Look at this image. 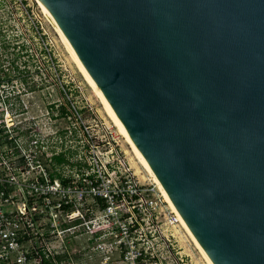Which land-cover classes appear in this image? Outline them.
Returning a JSON list of instances; mask_svg holds the SVG:
<instances>
[{
    "label": "water",
    "instance_id": "obj_1",
    "mask_svg": "<svg viewBox=\"0 0 264 264\" xmlns=\"http://www.w3.org/2000/svg\"><path fill=\"white\" fill-rule=\"evenodd\" d=\"M211 264H264V0H37Z\"/></svg>",
    "mask_w": 264,
    "mask_h": 264
},
{
    "label": "built area",
    "instance_id": "obj_2",
    "mask_svg": "<svg viewBox=\"0 0 264 264\" xmlns=\"http://www.w3.org/2000/svg\"><path fill=\"white\" fill-rule=\"evenodd\" d=\"M68 111L7 136L17 122L0 105V264H192L176 213L139 183L111 126Z\"/></svg>",
    "mask_w": 264,
    "mask_h": 264
},
{
    "label": "rangeland",
    "instance_id": "obj_3",
    "mask_svg": "<svg viewBox=\"0 0 264 264\" xmlns=\"http://www.w3.org/2000/svg\"><path fill=\"white\" fill-rule=\"evenodd\" d=\"M44 15L34 0H0V76L4 77L0 82V105L9 110L17 122L7 136L20 134L28 120L40 125L48 121V117L56 119L59 124L73 121L68 109L75 106L82 121L92 123L93 120H100L111 126L118 150L139 183L155 189L157 184L143 167L133 146L121 136L97 93ZM24 131L21 134L27 137ZM98 146V151L107 150L101 144ZM77 148L78 152L85 149L82 142ZM72 155L67 151L66 159L74 160ZM157 188L155 191L162 194L165 203L175 213L165 193ZM178 221L180 241L184 247L182 251L189 254L191 263L211 264L199 247L196 248L195 240L179 218Z\"/></svg>",
    "mask_w": 264,
    "mask_h": 264
},
{
    "label": "bare ground",
    "instance_id": "obj_4",
    "mask_svg": "<svg viewBox=\"0 0 264 264\" xmlns=\"http://www.w3.org/2000/svg\"><path fill=\"white\" fill-rule=\"evenodd\" d=\"M36 1L40 8L43 10V12L46 14L44 16H46V18L49 20L50 24L55 28V30L58 32V35L60 36V38L62 39V41L65 43V45L67 46L69 52L71 53V55L73 56V59L75 61V63L77 64V66L80 68L81 72L85 75V77L87 78L88 82L90 83V85L93 87V89L95 90V92L97 93V96L100 98L101 102L104 104L105 108L107 109L109 115L111 116V118L113 119L114 123L117 126V129L119 130L121 136L126 140V142L133 148L135 154L137 155L138 159L141 161V163L143 164V167H145L146 171L148 172V174L151 175L154 184H157L156 188L158 187L162 193L164 192V190L162 189V187L160 186V184L158 183L157 179L155 178V176L153 175V173L151 172L150 168L148 167L147 163L145 162V160L142 158V156L139 154V152L137 151V149L135 148L134 144L132 143V141L130 140L129 136L127 135L125 129L123 128V126L121 125V123L119 122V120L116 118L115 114L113 113V111L111 110V108L109 107L108 103L106 102V100L104 99L102 93L99 91V89L96 87V85L94 84V82L91 80V78L88 76V74L86 73V71L84 70V68L82 67L81 63L79 62L78 58L76 57L74 51L71 49L70 45L68 44V42L66 41L65 37L63 36V34L61 33L60 29L58 28V26L56 25V23L54 22V20L52 19V17L49 15V13L42 7V5L37 1ZM46 19V20H47ZM115 126V127H116ZM157 188V189H158ZM165 193V192H164ZM163 193V194H164ZM162 195V194H161ZM165 198L168 199L166 193L164 194ZM164 202L165 199L162 196ZM168 201H170L168 199ZM171 203V202H170ZM172 205V204H171ZM169 207V206H168ZM173 207V205H172ZM170 208V207H169ZM176 215L178 216V218L180 219V221L183 223V225L185 226V228L187 229V231L189 232L188 228L186 227V225L184 224V222L182 221V219L180 218V216L178 215V213L176 212L175 208L173 207ZM190 233V232H189ZM191 234V233H190ZM192 236V235H191ZM193 237V236H192ZM194 239V238H193ZM192 239L193 243L194 240ZM196 242V241H195ZM194 245L196 246V248L199 247V245L196 243H194ZM198 245V246H197ZM199 249L201 250V252L203 253V255L205 256L206 260L208 263H210V261H208L209 259L206 257V255L204 254V252L202 251V249L199 247Z\"/></svg>",
    "mask_w": 264,
    "mask_h": 264
},
{
    "label": "trees",
    "instance_id": "obj_5",
    "mask_svg": "<svg viewBox=\"0 0 264 264\" xmlns=\"http://www.w3.org/2000/svg\"><path fill=\"white\" fill-rule=\"evenodd\" d=\"M55 161H56L57 163H61V162L65 161V160H64L63 157H58V158H55Z\"/></svg>",
    "mask_w": 264,
    "mask_h": 264
},
{
    "label": "flooded vegetation",
    "instance_id": "obj_6",
    "mask_svg": "<svg viewBox=\"0 0 264 264\" xmlns=\"http://www.w3.org/2000/svg\"><path fill=\"white\" fill-rule=\"evenodd\" d=\"M0 74H1V73H0ZM3 78H4V77H1V76H0V82H1V80H2ZM7 80H8V79H7ZM10 82H12V81H10Z\"/></svg>",
    "mask_w": 264,
    "mask_h": 264
}]
</instances>
